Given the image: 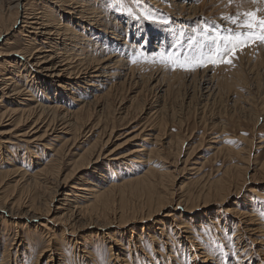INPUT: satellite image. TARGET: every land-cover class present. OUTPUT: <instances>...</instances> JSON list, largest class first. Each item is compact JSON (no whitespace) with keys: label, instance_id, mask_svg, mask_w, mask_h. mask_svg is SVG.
<instances>
[{"label":"rangeland","instance_id":"374dc122","mask_svg":"<svg viewBox=\"0 0 264 264\" xmlns=\"http://www.w3.org/2000/svg\"><path fill=\"white\" fill-rule=\"evenodd\" d=\"M16 1L0 0L1 32L16 18L14 15L17 11ZM176 1L180 5L173 0H27V3L25 2L29 4L28 8L35 6L40 12L47 11L54 23L57 21L56 24L66 25L72 21L76 26L77 22L83 23L82 15L85 14L74 13L69 5L82 7L91 18L95 17L91 21V23L95 22L93 26L84 23V26L81 24L80 27H75L80 32L77 36L78 43L74 45L79 48H72L69 46L71 41H67L68 45H65L63 52L68 51L71 54L69 49L72 48L71 55L75 56L81 52L78 55L80 58L91 57L99 60L103 57L115 56L121 61V66L119 65L116 70L120 72L116 76L96 80L100 81L97 85L101 90L97 91V94L101 92L106 95L111 89L115 92L110 100L114 104L108 105V108L103 110L95 108L93 104L86 110H80L83 105L79 103L72 105L73 107L69 105L74 103V99H78V96L82 97L80 98L82 101H86L85 105L92 102L96 87L90 88L82 83L79 87L81 93L72 96L61 88V83L44 75L37 74L43 82L38 81L39 83L36 84L35 81L33 84V78L31 79L28 73H24L16 66L14 60H20L18 57L20 54L11 55L9 52L20 51L27 47L25 37L19 34V30L23 29L20 20L8 35L1 36L0 51L9 54L0 56V69L4 70L5 77L11 78L15 85H20L24 90L27 89L25 91H29L28 96L23 98L32 105L27 108L21 107L25 113L33 117L45 109V115L48 113L47 116H50L51 112L46 108L59 104L64 106L65 110L77 112L76 118L81 119L76 125L64 123L66 119L56 122L57 130L48 134L50 141L45 139L46 141L42 140L35 144L17 140L14 131L8 134L13 129L14 123L7 121L8 119L1 121L0 144L4 142L5 144L0 145V172H10L19 167L28 175L35 176L44 165H48L51 166V170L55 166L58 179L52 180L53 177L48 179L47 188L40 189L41 191L37 193L39 196L41 194V200L57 197L54 204L50 205L51 212L45 214L44 210L41 211L43 215L40 220L32 222L28 219H20L21 222L18 224L8 218L7 212H1L3 216L0 215V264L6 262L7 264H52V259L56 260L60 249L62 255L61 259L58 258L62 260L61 264H215L213 260L205 261L200 258L202 248L209 249L217 257L220 256L222 264H264V261H261L264 260V170L254 172L260 170L264 164V44L255 41L238 49L234 55H230L228 57L230 63L214 65L209 62L204 67H196L195 70H182L167 60V56L173 54H175L173 58L181 60L185 56L196 55L195 49L199 45H191L190 39L196 36L198 30L202 31L206 22L213 26L234 27L222 18L234 17L237 13L244 12H256L258 17L264 18V0ZM64 11L73 14L66 15ZM145 14L154 19H145ZM9 41L12 42L11 46H6ZM116 45L120 46V50L116 49L118 48ZM132 74L135 77L127 85L124 81ZM160 78L164 80L163 85L151 91L154 93V96L152 95L154 100L159 98L160 95L157 93L165 84H170L169 81L176 82V79H181L183 86L173 88L171 95L165 99L162 115L158 119L151 120L149 111L138 112L141 111L138 108L149 99L150 85L152 84L153 87ZM30 80L32 83H29ZM89 81L95 80L88 79L87 82ZM216 81L219 85L217 99L214 97L215 101H211V103L215 102L214 105L204 112L201 106L204 104L203 98L208 86ZM192 92L199 97L191 101L192 97L189 95H192ZM122 98H124L123 102ZM188 101H191V104ZM37 106H40V109H37ZM88 109L91 114L87 115ZM4 111V109L0 111V116ZM126 114L129 116L123 118ZM32 125L30 121L26 122L19 131L26 132ZM64 125H68L66 132H63ZM43 131L44 128L41 133L35 134V138L42 135ZM58 136L62 139H57ZM147 138L150 139L149 142L144 140ZM108 139L110 140L106 143ZM66 140L73 141L63 148L64 152L61 155L57 154L56 151L65 145ZM96 142L97 147L90 149ZM140 145H145L147 150L141 160L134 159L138 162L133 163H115L130 150L140 149ZM6 146H9L8 149ZM153 148H159V151L151 152ZM87 150L92 152L90 159L92 163L84 168L81 166L79 172L76 171L71 176L75 171L74 163L85 155ZM179 151L181 155L178 157L176 153L178 154ZM98 154L100 157L96 161ZM248 162L251 170L246 172L247 179L239 175L240 180H237L238 170L248 167ZM150 170L154 176H166L164 184L170 186L168 189L174 190L176 196L179 195L174 196L175 201L208 194L210 186L219 181L224 184L231 182L232 191L237 188L240 190L238 189L239 193L230 196L224 205L199 208L197 212H187L184 207H177L174 204L165 211V214H176L175 221L162 214L159 216L161 218L159 223L144 222L130 225L125 229L127 232H123V237H119L124 244L122 251L121 244L113 242V239L117 238L115 236L121 233L120 228L114 226L106 231L102 228L103 224L114 223L111 220L118 222L117 217L122 211L120 210L122 205L126 204L127 209L133 205L135 208L140 207L146 199V192L144 187L135 184L121 187L118 189L124 192L115 189L112 193L113 211L108 212L107 220L100 219V222H96L92 216L95 222L87 217L86 220L84 218L77 222V226L82 225L80 229L84 228L79 233L81 236L79 241H84L86 244L85 251L90 252L87 257L80 252V249H74L73 245L62 241L64 229L60 219L63 218L62 214L67 212L56 214L53 208L60 207L63 203L58 202L62 199L60 195H54L63 180L69 177L67 185L65 183L68 192L76 191L71 187L82 184L83 181L87 185L92 184L88 186L90 188L102 190L105 185L106 187L120 185L125 180L142 176ZM45 175L41 173L39 177L45 178ZM5 176L3 184L8 185L1 190L3 193L10 190L15 179L18 180L10 173ZM251 176L253 177L250 179ZM146 177L149 178L151 175L147 174ZM161 188L157 189L156 195H163V190H167ZM122 198L125 199L124 202ZM91 202L92 200H89L81 205L84 207ZM226 209H239L244 214L247 212L256 214L254 218L261 224V236L258 239L250 236L246 227L248 225L246 215L240 217L239 214L238 217L235 214L238 217L236 218L234 214L226 213ZM210 216L214 219L208 218ZM184 222H187L186 226L191 227L189 232H184L180 227ZM159 227H163V234L158 230ZM19 228L22 229L19 234L20 239L18 236L15 241V230ZM133 229L137 231L135 236L132 233ZM149 233L157 235L156 239L148 237ZM52 236L59 239L58 248L60 242H63V246L58 249L59 252L54 251L55 254L50 251L45 252L48 246L47 240ZM138 236L144 238L140 243L137 241ZM21 238L23 244L20 246ZM133 238L135 241H129ZM75 239L73 238V241ZM50 253L52 259L49 258ZM121 259L124 262L120 261Z\"/></svg>","mask_w":264,"mask_h":264},{"label":"bare ground","instance_id":"6f19581e","mask_svg":"<svg viewBox=\"0 0 264 264\" xmlns=\"http://www.w3.org/2000/svg\"><path fill=\"white\" fill-rule=\"evenodd\" d=\"M50 1H54V0H50ZM60 1H63V0H60ZM25 2L27 3V0H17L15 2L16 6H17L16 7L17 11L14 15H16V18L12 21V23L10 25L7 24L4 27L5 29L2 31L4 33H2L0 31V38H1L2 35H8L9 31H11L13 29V27L15 28V26L17 25L19 20H20V23L22 24L21 28H23V29L19 30V34L21 36L25 37L27 47L25 49L20 50V51L17 50L16 52H9L8 51L11 55H14L15 53L20 54V56H18V57H20V60L19 59L16 61L14 60V62L16 63V66H18V68L21 69V71H23L24 73H28V76H30L31 79L33 78V80H34L33 84L35 83V81H36V84L39 83L38 81L43 82V80L40 77H38L37 74L39 76L44 75L48 78H51L53 81L61 83L60 84L61 88L64 89L66 92L70 93V95H72V96H76V95L78 96V94L81 93L79 87L81 86L82 83L89 86L90 88L96 87L97 90H94L95 95L93 96L94 100L92 102L85 105L86 101H84V100L82 101L80 99L82 97L78 96V99H74V103L69 104V105L74 106V105H77V103H79V105L82 104L83 106L80 108V110H86L92 104L96 106L95 108H99L100 110L108 108V105H111L113 103L110 100H112V97L114 96L115 92H112V89H111L106 95L101 94V92L97 94L96 92L97 91L99 92L101 90L99 88V85H97V83H99L100 81H96V80H100L103 78L109 79V78H113L114 76H116L120 72V71L117 72L116 70H118V67H119L121 61H118L117 60L118 57L116 59L115 56L114 57L108 56V57H103L99 60L98 59L95 60L94 58L92 59L91 57H88L85 59L80 58L78 55H80L81 52L75 56L71 55L73 52V50H71L72 48H79V47H75V45H76V43H78V37L77 36H78V33L80 32V30H76L75 27H80L81 24H82V26H84V23H87L88 25L93 26L95 24V22L91 23V21L93 20L92 18H95V17L91 18L89 16V14H87L86 11L84 9H82V7H78L77 5L76 6L69 5V7L71 8V11H73L74 13H78L80 15L85 14V16L82 15L83 23L78 24V22H77L76 26H74L75 23L72 21L66 25H64V24L62 25V23L56 24L57 21L54 23L53 19H51L49 14H47V11L40 12L36 9L35 6L28 8L29 4L27 5V4H25ZM70 2H69V4H70ZM173 2L180 5V3H177L176 0H173ZM21 8H22V10H21ZM73 12L64 11V14L72 15ZM92 15H94V14H92ZM0 21H2V20H0ZM96 21H99V20H96ZM0 23H2V22H0ZM67 41H71L69 46H71L72 48L71 49L68 48L70 50L71 54H69L67 50H66L67 52H63V51H65V45H68L66 43ZM32 42H34V43H32ZM119 43H118V45H119ZM11 44H12V42L9 41L6 43V46H11ZM82 44L83 43H81V45ZM123 46H124V44H123ZM117 47L118 48H116V49H119L120 46H117ZM121 49H123V47H121ZM9 53H2L0 51V56L3 54H9ZM101 55H102V53H101ZM121 64H123V63H121ZM8 72L9 71H7V73ZM129 77L130 78H128V79L126 78V80L124 81V83H127V85L131 83L132 78L135 76H133V74H132V76H129ZM88 79H92L95 81L87 82ZM176 80H177L176 82L175 81H172V82L169 81L170 84H165L157 93V95H160L159 98L154 100V98H153L154 93L151 91L155 87H157L159 85H163V83H164V80H161V78L157 81L155 80L156 84L153 87L151 84L149 87V99L144 101L143 103L141 102L142 103L141 108H138L141 111H138V112H142L143 110H145V112L149 111V113H151V115L149 117L151 120H153V118L158 119V117H160L162 115V113H163L162 111L165 108V106H164L165 99L169 95H171L173 88L183 86V84L181 83L182 82L181 79H176ZM7 82H11V83L8 84ZM29 83H32V81L30 80ZM135 84H136V82H135ZM218 87H219V85H218L217 81L208 86L207 92L203 98L204 104H201L202 108H204V110H203L204 112H205V110H207L208 108H210L211 106L214 105L215 102L211 103V101H215L214 97L216 98L217 91H219ZM180 88H182V87H180ZM25 90H27V89H25ZM25 90H24V88H22V86L15 85V82L12 81L11 78H9L7 76L5 77L4 70L0 69V111L3 109L5 110L0 116V123H1V121H3V119H8L7 121H12V123H14V127L11 131H9L8 134H10L14 131V134H15V137L17 140H24L29 144H35L36 142H40L42 140L46 141L47 139H49L48 141H50L48 134L51 131L54 132L55 130H57L56 125H55L56 122H61L62 120L66 119V121L64 123H68L70 125H73V124L76 125L78 120L81 119L79 117L76 118L77 112H70L71 110H65L64 106H61L59 104H55L53 106H49L46 108L51 112L50 116H47L48 113H46V115H45V109L42 111H39L33 117L30 116V114L28 115V113H25L24 109L21 108V107L27 108V107H30L32 105L29 103L28 100L23 98L24 96L26 97V95L29 93V91H25ZM218 94H219V92H218ZM80 95H82V94H80ZM178 96H177V98H178ZM189 96L192 97L191 98V101H192L195 97L198 96V94H195L192 92V95H189ZM150 97L153 98V100H151ZM122 99L123 100H121V101L123 102L124 98H122ZM187 100H189V97L187 98ZM53 101H55V100H53ZM191 101H188L189 104H191ZM132 104H133V102H132ZM37 109H40V106H37ZM128 109H129V107H128ZM136 109L137 108L135 107V110H134L135 112H136ZM89 113L90 112L88 109L86 111V114L88 115ZM13 114H15V115L12 116ZM128 114L124 115L123 118L129 116ZM89 116H91V115H89ZM29 121H30V123L33 124L30 127V129L26 132H23V133L20 132L19 131L20 128L24 127L26 125V122H29ZM42 125H43V127L41 128ZM67 126L68 125L63 126V132L68 131ZM38 127H40V129H38ZM43 128L45 129V131H43L44 133L42 135H40L39 137L35 138V134L41 133ZM33 138H35V139H33ZM56 138L62 139L60 136H58ZM74 138H77V136H74ZM109 140L110 139H108L106 141V143H108ZM144 140L148 141L150 139L147 138ZM71 141H73V140H71ZM70 142H69V140H66L64 142L65 145L62 144L64 146H61L59 150L57 149L58 151H56V153L61 155L62 152H64L63 148L67 147L66 145H68ZM1 144H5V142L1 143ZM96 145H97V142L90 149H92V148L95 149L97 147ZM6 147L8 149L9 146H6ZM139 147H140V149L135 148V149L130 150L127 154H125V155H123V157H121L122 158L121 160L115 161V163L138 162L134 159L141 160V158L145 157V155L147 153L145 145H140ZM156 151H159V148L154 149L151 152H156ZM180 152L181 151H179L178 154L176 153V155H178V157L181 155ZM91 154H92V152L88 151L85 155H82L76 163H74L75 164V168H74L75 171L72 169L74 172H72L71 176L74 175L73 173H75L76 171L79 172L78 170L80 168H82L81 166H83V168H84V167L89 166L90 163H92L90 160ZM100 154H101V152H100ZM100 154H98V156H96V159H95L96 161L99 160ZM247 164H248V167H245V168L238 170V172L236 174V176H238L237 180H240L239 175L240 176L243 175L242 177L244 178V176H245L247 179L246 172H247V170H251V168L249 167V162ZM53 168L54 169L51 170V166L44 165V168H42L40 171H38V173L35 176L28 175V173L24 172L23 168H19V167L14 168V170H11L10 172H0V215L3 216L1 214V212L5 211V212H7L8 218L13 219V221H15V223L19 224L21 222L20 219H28L29 221H32V222H34L35 220H40V218H42L41 216L43 215L41 211H43V210H44V212H46L45 214L51 212L50 205H52L51 203H53L57 200V197H55V198L51 197V200H48V199L41 200V198H42L41 194L39 196L37 193L40 189H44V188L46 189L47 188L46 186H48V183H47L48 179H51L52 177H53L52 180L55 178L58 179V177H56V176H58V174L56 175L57 171H55V166H53ZM261 170H264V164L260 167V170L254 171V169H253L252 171L257 173L258 171H261ZM7 173H10V175L15 176V178H17L18 180L15 179V181H13L15 183L10 188V190L6 191V192L4 191V193H3V191L1 192V190L4 189V187H6V185H8V184H5V185L3 184L4 180H5L4 178L6 177L5 175ZM41 173L46 174L45 178L39 177V175H41ZM147 174H150L151 177L147 178L146 177ZM165 177L166 176H164V175L154 176L152 173V170H150L142 176H136L135 178L129 179V180L127 179L120 185H109L110 187L109 186L106 187V185H105L103 188H101L102 190H99V188H90L88 186H90L92 184L89 183L87 185V183L83 181L82 184L80 183L78 185H74L73 187H71L72 189L76 190L74 192H68L67 187L65 188V186L67 185V180L69 178V177H67L65 180H63L59 184L60 188L62 186V189L57 187L56 191L54 193V195H56V196L60 195V197H62V199L58 200V202L62 201L63 203L61 204V206L59 205L60 207L55 206L53 208V212H55L56 214H58V213L62 214L63 212L64 213L67 212L65 214H62L61 217H63V218L60 219V224L63 225L62 228L64 229V231L62 233V241L64 243H70L71 245L74 246V249L75 248H77V250L80 249V252L84 253L85 257H87V254H89L90 252L85 251V248L87 246H86V244H84V241L83 242L81 241L82 243L79 241V239L81 238L79 233L84 228L80 229L79 227H81L82 225L77 226V222L81 219H84L85 217L90 218L91 220H94L93 222H95V219H96V222H98L100 219L105 220L108 216V212L109 211L111 212L113 205H114V202H113L114 198L112 196V193L115 192V189L120 190L118 188H121V187L123 188V187H127L129 185L135 184L137 186L144 187L145 188L144 191L146 192V199H145V201H143L144 202L143 204L141 203L140 207L135 208V206L132 204L134 207L132 206L131 208L127 209V208H125L126 204H125V206L122 205L123 207L120 208V210H122V211L118 214V217H117L118 219L116 218L118 220V222L115 223V220H111V221H114V223L112 222L109 224L108 223L103 224L102 228L106 231L110 230V228H112L114 226L120 228L121 233H119L117 236H115L117 238L113 239V242H116L118 245L121 244L122 251L124 249L123 248L124 244L121 243V241L119 240V237H123V232H127V230H125V229H128V227L130 225H132L134 223L143 224L144 222L159 223L161 220V218H159V216L162 214H165V211L168 210V208H170L174 204H176L177 207H181V206L184 207L185 211H187V212L188 211L189 212H197V210L199 208L204 209V208H208L209 206H213V205H221L222 206L228 202V199L230 196H232L235 193H239V190H240L239 188H237L236 190L232 191L231 190V187H232L231 182H226L224 184L222 182L219 183L220 182L219 181L218 183L213 184V186H210L209 191L211 194L208 193V194H204L202 196L200 195V197L199 196L198 197H191L190 199H183V201L181 199H179L178 201H175V198L179 195L176 196L174 190L168 189L170 186L167 187L168 185H166V183L164 184V178ZM252 177L253 176H251L250 179ZM54 182H55V180H54ZM65 183H66V185H65ZM63 184H64V186H63ZM161 187L167 188V190L166 191L163 190L164 194L162 192L163 195L158 196V195H156L157 189L161 188ZM233 187L236 188L235 184H233ZM180 191H181V189H180ZM176 194H178V193H176ZM174 196H176V197H174ZM89 200H92V202L89 205L84 206V207H83V205H81L82 203L87 202ZM124 200L125 199H123V202H124ZM41 201H43V202H41ZM71 202H73V203L70 204ZM141 202H142V200H141ZM200 202H201V204H200ZM225 212L229 213V214H234V216L236 214V216H238V217H239V214H240V217L243 215H246L245 218H247V220H248L247 221L248 225H246V227H247V231L249 232L250 236H252L253 238L257 237L255 239H258L259 236H261L260 235V232H261L260 231V229H261L260 225L261 224L259 222L257 223V219L254 218L256 216V214H249V212L244 214V213H241V210H239V209H234V210L226 209ZM74 215H75V218H73ZM92 216L95 219H93ZM165 216L170 217L173 221L176 220V214H174V213H166L164 215V217ZM238 217H236V218H238ZM208 218H210L211 220L214 219V218H211V216ZM108 219L110 221V218H108ZM75 220H76V222H75ZM85 220H86V218H85ZM242 221H243V219H242ZM102 222H103V220H102ZM43 223H45V222H43ZM89 223H92V222L89 221ZM186 223L187 222H184L183 226H180V227L182 229H184V232H189V229H191V227L189 225L186 226ZM212 223H214V222H212ZM89 225H91V224H89ZM89 225H87V226L90 227ZM43 226H44V224H43ZM93 226H95V225H93ZM258 226H259V228H258ZM24 228L25 227H23V229ZM158 230H160L161 234H163V232H164L163 227H159ZM164 230H165V225H164ZM21 232H22L21 228H19L17 231L15 230V234H16L15 241H17V237L19 236V234H21ZM132 233H133V236L137 235V231H134V229H133ZM67 234H68V236H67ZM242 234H243V232H242ZM148 237H151L153 240H155L157 235H155L153 233H149ZM73 238H76V239L73 241ZM18 239H20V236L18 237ZM143 239L144 238L142 236H138V239H137L138 243H140V241ZM188 239H191V237H188ZM129 241L133 242V241H135V238H133L132 240H129ZM47 242H48V246H47V249L45 252L50 251V252L54 253V251H58V249L63 246V242L62 243L60 242V247L59 248L57 247L59 244V239H57V237H55V236L50 237V239H48ZM222 242H223V240H222ZM14 244H13V246H14ZM19 244H20V246L23 244L22 238H21V241L19 242ZM201 250H203V252L201 251L202 252L201 257H200L201 259H203L205 261L213 260V261H215V264H222L221 260L219 259L220 256L217 257L216 255H213V253L207 248H205V249L202 248ZM254 251H255V249H254ZM60 252H61V249H60ZM60 252L56 255L57 256L56 260H53L54 258H53L51 253L49 254L50 255L49 258H51V259L53 258L51 261L52 264L54 262L56 264H57V262H59V264H61L62 260H60V259H61L62 254H60ZM120 261L124 262V260H122V259ZM261 261H264V260L261 259ZM6 264H7V262H6ZM257 264H261V263H257Z\"/></svg>","mask_w":264,"mask_h":264},{"label":"snow or ice","instance_id":"6c2138e0","mask_svg":"<svg viewBox=\"0 0 264 264\" xmlns=\"http://www.w3.org/2000/svg\"><path fill=\"white\" fill-rule=\"evenodd\" d=\"M243 17V18H242ZM145 19L153 17L145 14ZM230 25H212L205 23L202 31L198 30L196 36L190 39L191 45H199L194 56L173 58L175 54L168 55L173 66L182 70H195L196 67H204L207 63H230V55H234L238 49L259 41L264 44V18L257 16L256 12L237 13L233 16L223 17ZM198 37V39L196 38ZM205 53H207L205 55Z\"/></svg>","mask_w":264,"mask_h":264}]
</instances>
